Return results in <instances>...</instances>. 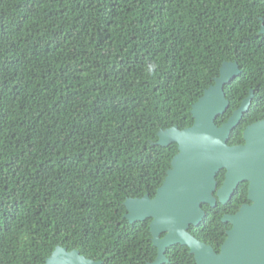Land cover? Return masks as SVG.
Returning <instances> with one entry per match:
<instances>
[{
    "label": "trees",
    "instance_id": "obj_1",
    "mask_svg": "<svg viewBox=\"0 0 264 264\" xmlns=\"http://www.w3.org/2000/svg\"><path fill=\"white\" fill-rule=\"evenodd\" d=\"M263 13L261 0H0V264H44L57 247L152 263L151 220L128 223L123 203L154 198L178 153L159 133L193 125L224 63L239 75L218 127L253 91L228 146L264 121ZM247 195L242 182L226 204H202L188 232L219 253L222 218ZM165 258L196 264L179 244Z\"/></svg>",
    "mask_w": 264,
    "mask_h": 264
},
{
    "label": "water",
    "instance_id": "obj_2",
    "mask_svg": "<svg viewBox=\"0 0 264 264\" xmlns=\"http://www.w3.org/2000/svg\"><path fill=\"white\" fill-rule=\"evenodd\" d=\"M264 33V30H261ZM239 75L237 63H224L215 83L192 106L194 123L182 131L177 127L159 133V145L171 141L178 153L154 198L127 199L123 218L130 224L150 219L149 229L157 256L150 264H163L166 249L174 245L189 248L196 264H264V121L247 126L242 132L244 144L228 146L231 131L247 111L253 91L220 127L216 118L225 113L228 101L224 86ZM224 169L222 185L217 189L216 175ZM248 183L247 199L222 222L229 223L227 238L216 253L210 246L196 240L190 226L200 224L205 216L201 205L215 207L226 204L238 185ZM164 234L163 237L160 235ZM44 264H102L57 247Z\"/></svg>",
    "mask_w": 264,
    "mask_h": 264
},
{
    "label": "flooded vegetation",
    "instance_id": "obj_3",
    "mask_svg": "<svg viewBox=\"0 0 264 264\" xmlns=\"http://www.w3.org/2000/svg\"><path fill=\"white\" fill-rule=\"evenodd\" d=\"M261 4H262V6H263V9H264V0H261ZM261 30H264V13H263V15L261 16V18H260V30H259V32L260 33H262L261 32ZM262 34H264V33H262ZM163 236H164V234H162ZM162 235H160V237H163ZM167 250V249H166ZM166 253V252H165ZM157 256V255H156ZM155 260V259H154Z\"/></svg>",
    "mask_w": 264,
    "mask_h": 264
}]
</instances>
